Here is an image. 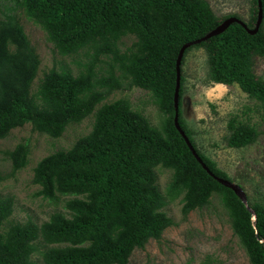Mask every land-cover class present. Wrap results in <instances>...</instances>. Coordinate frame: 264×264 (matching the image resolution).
I'll list each match as a JSON object with an SVG mask.
<instances>
[{
  "label": "trees",
  "instance_id": "obj_1",
  "mask_svg": "<svg viewBox=\"0 0 264 264\" xmlns=\"http://www.w3.org/2000/svg\"><path fill=\"white\" fill-rule=\"evenodd\" d=\"M24 17L45 32L54 51L73 56L85 50L89 61L74 75L52 68L37 78L40 60L16 15L0 17V140L25 125L53 139L67 127L94 114L91 131L66 151L42 158L33 170L38 194L52 202L60 197L67 215L56 212L41 225L28 220L7 226L13 210L10 198L0 199V264H128L136 249L159 241L174 222L163 209L180 197L183 217L218 197L234 236L249 264H264V203L244 205L234 192L210 176L195 159L174 125L176 60H181L178 123L195 151L214 174L231 181L192 138L182 114L187 53L201 48L206 78L214 84L239 88L264 113V80L253 69L264 58L263 22L256 34L232 23L224 32L192 45L229 17L248 29L257 20V0H251L248 21L232 14L218 18L206 0H9ZM133 36L120 52L122 38ZM103 66L106 68L103 69ZM104 72L102 73V71ZM136 87L151 93L165 115L154 127L126 99L104 103L114 92ZM99 106V107H98ZM230 148H244L258 137L248 122H228ZM29 146L6 152L12 173L27 165ZM170 170L167 199L157 186L156 169ZM232 182V181H231ZM45 244L39 250L37 241Z\"/></svg>",
  "mask_w": 264,
  "mask_h": 264
},
{
  "label": "rangeland",
  "instance_id": "obj_2",
  "mask_svg": "<svg viewBox=\"0 0 264 264\" xmlns=\"http://www.w3.org/2000/svg\"><path fill=\"white\" fill-rule=\"evenodd\" d=\"M206 1L218 18L235 14L245 22L249 19L251 0ZM7 11L17 16L40 60L32 92L50 69L66 68L76 75L82 70L81 65L90 60L85 50L73 56L57 54L41 28L28 21L12 2L0 0V17ZM134 41L133 36L122 38L118 44L120 52L130 48ZM253 69L256 76L264 80V58L255 57ZM182 75V114L196 147L243 189L250 203H264L263 111L237 84L226 86L208 81L206 55L201 48H194L187 53ZM119 99L128 100L132 108L140 111L154 127H159L165 118L154 104L151 93L136 87L128 88L127 80L123 81V89L114 92L104 103ZM232 117L248 122L257 129L258 137L254 143L239 149L227 146L226 139L230 134L228 122ZM93 122L94 114L80 124L67 127L57 139L34 131L31 125H25L12 130L8 137L0 140V199L10 198L13 201L7 226L23 224L28 220L41 225L53 213L67 215L64 203L68 198L60 197L57 202H52L40 196V188L32 181L33 170L42 158L68 150L78 138L87 135ZM20 143L29 146L27 165L12 173L6 152ZM156 174L158 189L167 199L172 173L158 167ZM181 208L180 197L166 205L163 211L174 225L164 231L159 241L150 240L143 249L134 250L128 264H249L218 197L213 196L208 206L196 209L186 217H183ZM37 246L41 251L46 247L40 240ZM31 260L42 264L37 253L33 254Z\"/></svg>",
  "mask_w": 264,
  "mask_h": 264
},
{
  "label": "water",
  "instance_id": "obj_3",
  "mask_svg": "<svg viewBox=\"0 0 264 264\" xmlns=\"http://www.w3.org/2000/svg\"><path fill=\"white\" fill-rule=\"evenodd\" d=\"M257 5H258V13H257V20H256V24L255 27L253 29H248L246 24L243 23L240 19L235 18V17H229L227 19H225L223 21V23L218 26L216 29H214L213 31H211L210 33H208L206 36H204L203 38L194 41L193 43H191L192 45L195 44H199L200 42L206 41L208 39H210L211 37H214L216 35L221 34L222 32H224L232 23H237L239 25H241L248 33L250 34H256L257 31L259 30L262 22H263V10H262V5H261V0H257ZM188 45H184L179 53H178V57L176 60V80H175V89H174V96H173V102H174V125L177 129V131L180 133V135L183 137L186 145L188 146L189 150L191 151V153L193 154V156L195 157V159L198 161V163L202 166V168L210 175L212 176L217 182H219L221 185L231 189L234 194L237 196V198L244 204V205H248V200H247V195L245 194V192L243 191V189L228 180L219 178L214 176V174L212 172H210V170L207 168V166L203 163V161L201 160V158L199 157V155L197 154V152L195 151L193 145L191 144V142L189 141L188 137L186 136V134L184 133V131L181 129V127L179 126L178 123V109H179V91H180V84H181V60L183 58V54L185 51V48Z\"/></svg>",
  "mask_w": 264,
  "mask_h": 264
}]
</instances>
